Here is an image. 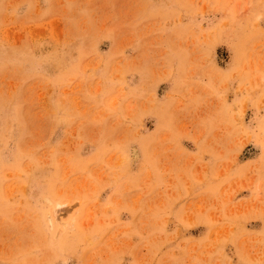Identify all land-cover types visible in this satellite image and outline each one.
I'll return each mask as SVG.
<instances>
[{
    "label": "rangeland",
    "instance_id": "rangeland-1",
    "mask_svg": "<svg viewBox=\"0 0 264 264\" xmlns=\"http://www.w3.org/2000/svg\"><path fill=\"white\" fill-rule=\"evenodd\" d=\"M0 264H264V0H0Z\"/></svg>",
    "mask_w": 264,
    "mask_h": 264
},
{
    "label": "bare ground",
    "instance_id": "bare-ground-1",
    "mask_svg": "<svg viewBox=\"0 0 264 264\" xmlns=\"http://www.w3.org/2000/svg\"><path fill=\"white\" fill-rule=\"evenodd\" d=\"M55 213H56V212H55ZM55 213H54V214H55ZM54 217H56V216L54 215ZM57 218H58V217H57Z\"/></svg>",
    "mask_w": 264,
    "mask_h": 264
}]
</instances>
